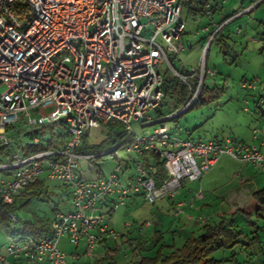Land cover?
<instances>
[{"label": "built area", "instance_id": "built-area-1", "mask_svg": "<svg viewBox=\"0 0 264 264\" xmlns=\"http://www.w3.org/2000/svg\"><path fill=\"white\" fill-rule=\"evenodd\" d=\"M228 1L204 0L205 12L213 18V7ZM260 3L264 0L223 18L213 30L204 27L208 42L199 67L179 75L168 59V53L185 49L178 0H0V87L6 88L0 95V199L12 205L27 186L45 179L59 182L69 192L73 208V212H54L48 237L0 248V264H66L67 254L59 247L63 237L75 249L83 244V256L92 258L97 244L117 239L106 214L138 196L148 204L172 198L185 183L198 182L222 157L264 173V114L259 118L261 127L252 130L260 148L231 138L182 139L168 132L166 125L192 108L205 79L212 82L217 76L205 58L221 29ZM165 63L186 88L187 97L176 112L154 119L149 112L164 99V76L159 70ZM241 87L255 89L247 81ZM260 103L264 105V96ZM132 121L142 127L158 122L152 134L137 136L125 148L137 156L134 175L123 179L119 160L106 178L81 179L77 160L95 159L78 151L84 136L108 124H119L133 134ZM18 123L28 126L26 132L11 135ZM57 125L67 131L66 138L60 136L64 139L60 148L54 144L60 137L44 136L45 128ZM38 146L43 149L27 152L28 147ZM119 148L116 143L102 156L112 153L117 158ZM148 152L164 163L167 177L161 184L145 166ZM9 219L16 223L19 217L11 213Z\"/></svg>", "mask_w": 264, "mask_h": 264}, {"label": "rangeland", "instance_id": "rangeland-1", "mask_svg": "<svg viewBox=\"0 0 264 264\" xmlns=\"http://www.w3.org/2000/svg\"><path fill=\"white\" fill-rule=\"evenodd\" d=\"M256 1L229 0L221 10L213 15V18L206 12L196 16L188 14L184 3L182 19L185 25L181 40L185 49L176 55L168 53L172 69L179 75L191 69H197L201 63L203 49L208 42V34L202 29L207 26L211 30L215 29L221 24L223 18L240 13ZM211 19L214 25L211 24ZM238 30L242 33L237 34ZM262 35H264V3H260L258 8L251 13L244 14L230 22L218 33L208 46L205 62L208 68L218 72L214 80L217 88L222 90L220 97L208 102L207 105L196 103L183 115L170 121L167 120L168 132L182 139L202 141L232 138L237 141L243 140L246 144L260 148V142L253 140L252 130L261 127L260 120L253 114L260 115L261 111H264V105L259 102L260 93L264 91ZM219 38L225 42V45L219 41ZM172 69L165 63L159 70L166 82L176 79ZM225 81L228 82V86L224 84ZM241 81L249 82L254 85L255 89L242 88ZM210 82V79H205V86ZM5 90V87H0V95ZM172 111H174L173 102L163 100L156 109L149 112V116L155 119ZM130 126L133 134L127 132L119 124H108L101 131L92 132L88 138L89 145H97L107 138L109 142L101 149V152L93 155L95 159L80 158L77 160L81 179L87 181L104 179L114 172L119 160L121 177L127 179L134 175L137 156L134 153H127L125 148L137 136L152 134L157 125L142 127L141 123L132 121ZM16 127V131L11 135L18 134L20 131L24 134L28 128L20 123ZM110 128L112 130H109ZM52 133L56 138L67 135L66 129L62 126L57 125L44 129L46 138H49ZM114 139L122 144L117 150L118 157L114 158L113 154H110L97 158L113 149ZM63 140L61 137L59 140H54L57 148L62 147ZM261 151L264 154V147ZM222 158L221 162L228 161L225 164V172L216 169L213 173L211 172L210 177L204 180V183H208V191L211 195L206 193L205 187L198 191V183L193 182L185 183V188L181 190L183 195L187 189L193 192L195 202H197L196 207L199 209L203 208V205L196 198L203 191L208 197L206 199L208 201H204L210 205L208 208H203L202 211L182 209L183 211L176 213L179 209H172L174 199L170 197L158 200L154 204H148L142 196L127 200L126 206L120 207L112 214H106L105 217L111 230L117 234V239H109L103 245L98 244L92 258L81 256L79 259H74L72 256L75 248L68 243L67 237H63L67 239V245L64 246L60 242L59 247L67 254L66 264H106L108 257L113 258L117 264H162V260L177 249H181L188 240L204 234L205 226L220 223L225 230L232 232L233 238L231 244H226L214 252L213 258L227 259L223 264H264V250L259 252L261 244V248L264 249V218L258 217L255 212L246 214L237 210L248 204L254 192L264 189V173L248 167L246 172L248 171L250 177H254L256 183L250 188L253 190L247 189L248 192L244 189L240 190V178L236 177V173L242 170V164L228 157ZM146 163H152V159L149 158ZM42 181L43 189L38 196L30 199L24 196L19 200L20 207L14 213L20 220L11 223L8 228L0 226V248L22 239L23 235H11L10 231L19 230L26 221L36 218L51 221L55 211L73 212L69 192L59 182L45 181V179ZM176 199H181V201L184 199L187 202L183 196ZM189 204L194 205L193 202ZM189 216L191 220L188 219ZM202 219L207 222H201ZM82 247L81 244L80 248ZM106 257L107 261H102ZM17 264L27 263L18 261Z\"/></svg>", "mask_w": 264, "mask_h": 264}, {"label": "trees", "instance_id": "trees-1", "mask_svg": "<svg viewBox=\"0 0 264 264\" xmlns=\"http://www.w3.org/2000/svg\"><path fill=\"white\" fill-rule=\"evenodd\" d=\"M178 2H179V4H181V6H183V4L185 3V6L187 8V13L191 14L193 16H196L198 14H202L205 12L204 0H187V1L178 0ZM222 8H223V5L220 6L219 8L214 6L213 11H215V13H217ZM227 18H229V17H227ZM227 18H224V19H227ZM238 18H240V17H238ZM227 25H225L221 29V31ZM261 40L264 41V35L261 36ZM219 41H221L222 44L225 45V42L221 38H219ZM217 75H218V72H217ZM214 79L207 86L204 85L203 90H202L201 94L199 95L195 104L199 103L201 105H207L208 102H211V101L218 99L220 97V93L222 92V90L217 88ZM243 82L244 81H241L240 84H242ZM163 87L165 90L163 100L172 101L173 105H174V111H172L168 114H165V115H160L159 117H157L155 119H159V118H162L166 115H170V114L176 112L182 106V104L185 102L186 97H187L186 88L177 79H174L173 81H167V82L164 80ZM261 96H264V92L260 93L259 102H260ZM194 105L192 106V108L194 107ZM260 114H264V111H261ZM179 116H181V115H179ZM173 119H175V118H173ZM173 119H170V120H173ZM170 120H168V121H170ZM176 127L178 128V125H176ZM109 130H112V129L110 128ZM26 136L29 139L31 138L30 134L29 135L27 134ZM66 137H67V135L63 136V138H66ZM117 139L113 140L114 145L116 143L121 144ZM214 140H217V139H214ZM232 140L237 141V139H232ZM108 142H109V138H107L105 141L99 143L98 145H89L88 144V137L84 136V138L82 140V145L79 148V152L84 153V154H92V155L98 154L99 152H101V149L107 145ZM51 145H53V144L50 143L49 146H51ZM42 149H43V146H38L35 148L28 147L27 152L28 153L29 152L30 153L37 152V151L42 150ZM110 154H112V153H107L104 156H108ZM148 154H149L148 157L152 159V163L147 164L146 162L148 161L149 158L145 156V159H144L145 164H146L145 166L147 169H149V166L151 167V169L149 170L150 175L153 176V178L157 184H161L162 181L167 177V173H166V170L164 167V163L155 154L149 153V152H148ZM100 157H103V156L100 155L97 158H100ZM42 189H43V181H39V182H36L34 184L27 186L23 191L20 192V194H18L15 197V201L12 205L3 204L1 199H0V226H2V227L5 226L6 228H8L11 225L12 222L9 219V215L11 213H14V212L16 213V211L19 209V207H20L19 206V200L21 199V197L27 196V197H29V199L34 198L35 196H38L40 194V191ZM237 210L241 211L243 213H246V214H250L251 212H255V214L258 217L264 218V189H261V190L254 192L252 197L249 198L248 204L242 208H238ZM19 220H20V218H19ZM205 229L206 230H205L204 234L200 235L197 238L188 240L183 245V247L181 249H177L176 251L172 252L170 254V256L166 257L164 260H162L161 263L162 264H223L224 261H227V259H215V257L213 258L212 256H213L214 252H216L218 249H221L224 245L231 244V240L233 238L232 232L228 229L225 230L222 223L217 224V225H213V226H205ZM49 233H50V221H48V220L44 221L42 219H37V218L24 222L22 228H20L19 230L10 231L11 235H17V234L23 235L21 240L28 239V238L40 240V239L48 237ZM102 243H103V241H101L99 244H102ZM261 247H262V244L259 246V252H262V250H264ZM106 259H107V257L105 259H103L102 261L106 262L107 261ZM102 261L100 263H102ZM106 264H117V263L114 261L113 258L108 257V261Z\"/></svg>", "mask_w": 264, "mask_h": 264}, {"label": "crops", "instance_id": "crops-1", "mask_svg": "<svg viewBox=\"0 0 264 264\" xmlns=\"http://www.w3.org/2000/svg\"><path fill=\"white\" fill-rule=\"evenodd\" d=\"M241 32V31H240ZM242 33V32H241ZM257 114V113H256ZM256 114H253V115H255L258 119L260 118V116H261V114L260 115H256ZM260 120V119H259ZM89 138V137H88ZM239 141H243V140H239ZM243 142H245V141H243ZM246 143V142H245ZM98 145V144H97ZM148 153L145 155L146 157H148ZM221 159H223V158H221ZM221 159L215 164V166H213V168L208 172V173H206V174H204V176L199 180V182H193V183H198V187H197V190L198 191H201V190H203L204 189V187H205V190H206V193L207 194H209V195H211L210 194V191H208V188H209V186H208V183H204V180L205 179H207L208 177H210V175H211V172L213 173V171H215L216 169H220L221 171H223V172H225L224 170H225V164H227V162L226 163H223V162H221ZM221 164H223L222 166H221ZM244 166V167H243ZM248 167H252V166H250V165H244V164H242V170L240 171V172H238V173H236V177H239L240 178V181H239V185H240V190L242 189H244V190H246L247 192H248V190L247 189H249V191L250 190H253V189H250L251 187H253V184L255 185V183H256V180L254 179V177H250L249 176V174H248V171L246 172V170L248 169ZM244 169V170H243ZM186 184H184L181 188H180V190H179V192L174 196V197H170L171 199H174V200H172V209L173 210H176V209H181V211H183L182 209H185V210H200V211H202L203 210V208H208L210 205H208V203H204V201L206 202V201H208V200H206L208 197H206L205 195H204V193H203V191H202V194H201V198H196V199H199L201 202H202V205H203V208H200L199 209V207H196V203L197 202H195V198H194V194H193V192L190 190V189H187V190H185V194L183 195V193L181 192V190L182 189H184ZM239 192V191H238ZM241 192H243V191H241ZM200 194V193H199ZM184 197V198H186L187 199V202H186V200H182L181 201V199H176V198H181V197ZM187 196V197H186ZM131 200V199H130ZM194 203V205H192V204H189V203ZM177 211L178 210H176V213H177ZM219 217H221V215L219 214ZM188 219L189 220H191L190 219V216L188 217ZM108 223V222H107ZM109 226V225H108ZM110 228V227H109ZM111 229V228H110ZM107 240H109V239H104L103 240V243H106L107 242ZM60 242H62V244L65 246V245H67V239L66 238H63V239H61L60 240ZM103 243L102 244H99V245H103ZM60 244V243H59ZM83 245V244H82ZM98 245V244H97ZM97 247V246H96ZM96 249V248H95ZM83 253H84V245H83V247L82 248H78V249H75V253L73 254V258L74 259H79L81 256H83ZM93 257V256H92ZM103 259V258H102ZM18 262H15V261H12L10 264H17ZM44 264H46V263H44Z\"/></svg>", "mask_w": 264, "mask_h": 264}, {"label": "water", "instance_id": "water-1", "mask_svg": "<svg viewBox=\"0 0 264 264\" xmlns=\"http://www.w3.org/2000/svg\"><path fill=\"white\" fill-rule=\"evenodd\" d=\"M156 124H158V122H154V123L148 124L147 126H152V125H156Z\"/></svg>", "mask_w": 264, "mask_h": 264}]
</instances>
